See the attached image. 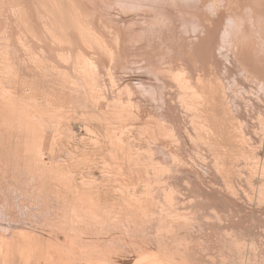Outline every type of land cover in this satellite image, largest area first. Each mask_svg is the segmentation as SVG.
<instances>
[{
    "label": "rangeland",
    "instance_id": "1",
    "mask_svg": "<svg viewBox=\"0 0 264 264\" xmlns=\"http://www.w3.org/2000/svg\"><path fill=\"white\" fill-rule=\"evenodd\" d=\"M143 3L0 0V264H264V0Z\"/></svg>",
    "mask_w": 264,
    "mask_h": 264
},
{
    "label": "bare ground",
    "instance_id": "2",
    "mask_svg": "<svg viewBox=\"0 0 264 264\" xmlns=\"http://www.w3.org/2000/svg\"><path fill=\"white\" fill-rule=\"evenodd\" d=\"M128 1H130V2H133L134 3V0H128ZM138 2H139V4H141V3H143L144 2V0H137ZM143 5H144V3H143ZM142 5V6H143Z\"/></svg>",
    "mask_w": 264,
    "mask_h": 264
}]
</instances>
